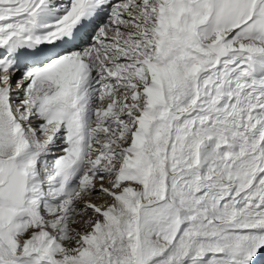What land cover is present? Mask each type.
<instances>
[{
	"label": "snow or ice",
	"instance_id": "6c2138e0",
	"mask_svg": "<svg viewBox=\"0 0 264 264\" xmlns=\"http://www.w3.org/2000/svg\"><path fill=\"white\" fill-rule=\"evenodd\" d=\"M0 264H264V0H0Z\"/></svg>",
	"mask_w": 264,
	"mask_h": 264
}]
</instances>
